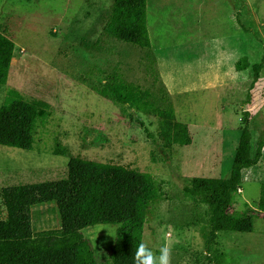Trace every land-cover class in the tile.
Wrapping results in <instances>:
<instances>
[{"label": "rangeland", "instance_id": "obj_1", "mask_svg": "<svg viewBox=\"0 0 264 264\" xmlns=\"http://www.w3.org/2000/svg\"><path fill=\"white\" fill-rule=\"evenodd\" d=\"M113 1L0 0V32L15 44L0 106L15 89L50 107L32 150L0 146V189L59 181L70 157L148 174L160 196L147 211L142 242L157 255L161 246L171 247V264H211L208 209L183 189L194 177L229 176L244 118L252 155L264 137V0H146L147 49L104 35ZM241 58L248 67L237 71ZM117 84L148 92L157 108L171 107L191 144L163 154L158 116L101 94ZM57 149L66 155H54ZM263 183L264 148L257 165L243 170L232 210H257ZM48 199L32 208L34 232L60 229L67 218ZM5 216L0 200V219ZM116 229L81 230L97 262L107 260ZM213 248L223 264H264L263 215L254 212L253 233H218Z\"/></svg>", "mask_w": 264, "mask_h": 264}, {"label": "trees", "instance_id": "obj_2", "mask_svg": "<svg viewBox=\"0 0 264 264\" xmlns=\"http://www.w3.org/2000/svg\"><path fill=\"white\" fill-rule=\"evenodd\" d=\"M105 36L141 49L150 48L146 25V0H114L107 22L102 29ZM15 44L0 32V86L7 83L14 56ZM248 67L241 58L237 71ZM262 63L253 65L252 85L257 82ZM101 94L128 108H137L159 117L160 149L174 145L188 146V128L175 122L171 107L161 109L148 101L150 94L129 85H109ZM50 116L49 105L40 100H26L15 89H9L0 106V146L32 150L36 129ZM136 123L143 125L139 118ZM240 137L230 174L227 178H192L183 193L195 203L208 209V239L205 252L213 255L211 264H223L213 248L220 232L253 233L254 212L264 218V183L260 186L257 210L249 207L241 212L232 210L233 197L241 188L242 172L259 162L264 137L258 139L251 154V133L247 120H242ZM65 149L53 151L66 155ZM159 188L148 174L120 165L100 163L70 157L65 176L59 181L19 183L0 189L1 204L6 216L0 219V264H133V254L142 242L147 211L159 199ZM56 199L62 218L60 229L34 232L32 208ZM115 225V239L104 262H97L90 242L81 230L96 225Z\"/></svg>", "mask_w": 264, "mask_h": 264}, {"label": "clouds", "instance_id": "obj_3", "mask_svg": "<svg viewBox=\"0 0 264 264\" xmlns=\"http://www.w3.org/2000/svg\"><path fill=\"white\" fill-rule=\"evenodd\" d=\"M172 249L167 244L159 249L157 255L146 243L141 242L133 254V264H171Z\"/></svg>", "mask_w": 264, "mask_h": 264}]
</instances>
